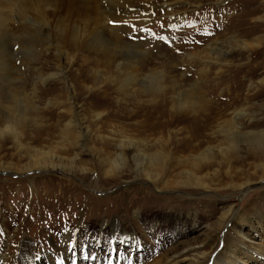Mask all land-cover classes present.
<instances>
[{
  "label": "rangeland",
  "instance_id": "rangeland-1",
  "mask_svg": "<svg viewBox=\"0 0 264 264\" xmlns=\"http://www.w3.org/2000/svg\"><path fill=\"white\" fill-rule=\"evenodd\" d=\"M18 3L22 14L4 15L6 30L16 43L8 41L4 49L8 67L0 66L4 71H0V121L7 115L16 117L18 100L28 104L31 112L18 129L22 146L7 135L0 138V264H50L57 253L60 264H73L76 256L80 264H98L100 257L102 264L108 257L128 264H167L208 237L216 242L224 207H232L225 231L239 230L259 248L264 246V181L243 191L238 188L264 175L256 167L264 165V156L245 153L242 143L243 150L230 152L232 163L225 165L219 153L222 138L215 136L218 125L239 112L245 116L235 126L242 133L264 130V0ZM161 36L168 37L169 43ZM232 37L246 43L249 50L242 56L232 54L228 59L233 64H217L209 49L219 39ZM25 38L37 44L32 56L19 49H24ZM125 50L139 53V61L129 69L136 77L127 91L131 101L120 100L116 88L107 83L128 72L115 68L122 60L90 53ZM150 75L163 80L162 95H156L153 102L141 82ZM85 79L87 86L98 79L105 87L92 93L80 90ZM193 86L197 96L219 107L210 109L207 120L203 113H183L172 104L159 107L165 95L170 101L176 92L190 91ZM74 89L71 102L86 120L83 128L87 127L76 150L63 140V127L58 123L63 109L73 110L69 98ZM90 111L103 112L104 123L90 125L94 120ZM248 115H255L254 120ZM124 138L149 146V157L164 153L165 164L156 162L151 169L144 165L153 172V180L138 172L130 150L116 147ZM171 138L172 147H167ZM189 138L199 146H188ZM211 147L214 161L206 168V162L194 158ZM50 150L57 151L58 158L48 163L78 153L87 171L82 172L80 165L73 172L32 167L38 165L42 152ZM119 154L127 165L108 174L109 167L102 162ZM159 172L166 175L155 179ZM190 174L206 188L176 183ZM239 215L244 224L238 223ZM222 237L218 252L224 248ZM71 244L79 253L68 254ZM123 247L128 254L119 252H124ZM240 257L247 264H264V258L252 251Z\"/></svg>",
  "mask_w": 264,
  "mask_h": 264
},
{
  "label": "bare ground",
  "instance_id": "bare-ground-1",
  "mask_svg": "<svg viewBox=\"0 0 264 264\" xmlns=\"http://www.w3.org/2000/svg\"><path fill=\"white\" fill-rule=\"evenodd\" d=\"M16 1L17 0H0V66L2 67L3 70H5V68L8 67L6 54H5L6 51L4 49L7 47L6 45H7L8 41H13L14 44L16 43L15 42L16 39H13L12 38L13 36L12 37L9 36V34L6 30V24L8 23V20L5 18L4 15L6 13H8V14L16 17L17 13L19 15V13L22 14L24 11L23 7H21V5L19 3L16 5ZM31 2H32V0H31ZM24 15H27V14H24ZM262 19H264V18H262ZM37 21H38V19H37ZM14 44H13V46H14ZM24 46H25L24 49H21L20 47H19V49L22 50L23 52H25L27 55L32 56L33 53L36 52L35 49H36L37 44L34 43L32 38H29V39L25 38ZM211 47L212 48L209 50L214 52V54L216 56L215 59L217 60V64H221V65H223L225 63L231 64L232 60H230L228 58L232 54H234L235 52H239L240 55L242 56L244 53H246L249 50L248 49L249 46L246 43L240 42L234 37L229 38L228 40H224V41L219 39L217 41V43ZM100 52L101 51H93L90 53L91 54L93 53L96 56H102V57L110 58L113 60H116V59L122 60V63H117L115 68L118 71H123V70L128 71V72L123 74V76H127L126 80L125 81L122 80L123 76L121 74V76H117L116 78L111 79V81H109V82L107 81V83L109 84V86H114V88H116L115 90L118 92V94L120 96V100H122V98H123V100L131 101L130 95L127 94V91H129L132 88L134 82L136 81V79H135L136 77L131 71H129V69L134 68L133 67L134 63L139 61V60H137V58L139 57V55H138L139 53L136 51H133V50H125V51H120V52H115V51H104L101 53ZM8 54H9V52H8ZM95 58L96 57H94V59ZM99 58H101V57H99ZM227 60H229V61H227ZM225 67H227V66H225ZM231 67H232V65H231ZM220 70H222V68ZM0 71H1V68H0ZM2 73H4V71ZM56 76H58V75H56ZM92 81H93V84H92L93 86L90 87V86H87L84 84V82H88V80L85 79L83 81V83L79 86L80 90H84V91H88L89 93H92L93 89H95L97 91H102L103 88L105 87V83H103L104 81L101 82L98 79H94ZM143 81H141V82L143 83V86L145 89V94H148L149 96H151L153 98L151 100V102H153L155 99H157V98H155L156 95H158V94L162 95L163 80H162V77L160 75H159V77H155L152 75L147 76L146 80H143ZM173 87H176V86L173 85ZM193 87H194V89H190V91L185 90L186 92H182V93L176 92V95H174V97H171L170 101H169V97L167 95H165L166 99L165 98L161 99V103H160L161 105L159 107L163 109V108H166V105L172 104L171 106L173 109H177L183 113H186L187 111L190 112L191 114L192 113L193 114L203 113L204 119L207 120L208 117H210L212 114L210 112V109L214 108V111H216V108H219V107H216L217 105L213 106L211 101L204 99L202 96H197L196 95L197 87H195V86H193ZM168 89L173 90V88H171V86ZM174 92H175V89H174ZM75 93H76V89L73 90V92L69 98L71 109H73V110L70 111L68 109H63L61 111V113L59 114V117L62 118V120L58 119L59 120L58 123L61 127H63V129H62L63 134H64L63 137H65V138H63V140H65V141L67 140L68 143L70 144L69 146H73V148L76 150L78 147L81 146V143H80L81 140L80 139L81 138L85 139L86 132L84 129H87V127L83 128L86 120L84 121L85 118L82 119L81 114L79 112H77V110H74L75 105L72 104V102H71V99L74 98ZM121 96H127V97H121ZM16 107L18 109V111H16V112H18L16 117H14L15 115L12 117L11 116L12 114L11 115L6 114L7 116H5L0 121V138L7 135L14 141V143L17 146H22L20 143L21 133L19 132L18 129H19L20 123L25 119V116H27V114L29 112H31V109L29 108V105L24 103L22 100L17 101ZM86 107H87V105H86ZM102 113L90 111L89 117L92 118V116H93V118H94V120L90 122V125H93V126L95 125L96 127H98V125L100 123L103 124L104 121H102V120L104 118H103ZM113 114H111V115H113ZM162 115L163 114L161 113L160 116H162ZM243 116H245V113H241V112L235 113V117L231 121H229L227 123H221L220 125H218L219 131L216 132L217 135H215V136L222 138V141L219 143V146H221L222 149L219 151V153L223 157V159L225 160L224 161L225 165L226 164L229 165L230 162L232 163L231 159L229 158L230 152H233L234 154H238L239 152H241L243 150L242 146H241L242 143L246 144V146H244L246 149L245 153H247V154L257 153L258 155H256V157H260V153H261V156H264V130L259 131V132H255V131L252 132L251 131L248 133H242L239 130L240 128L238 129L235 125L238 124L237 120ZM254 116L255 115H248V117L250 119L253 118V120H254ZM110 117H112V116H110ZM16 119L18 120L17 123H15ZM89 120L90 119H88V121ZM26 121H28V118H26L24 122H26ZM36 128H37L36 131L39 132V125L38 124H37ZM89 128L91 129V126H89ZM73 133H74V135H73ZM189 139L190 140H189L188 146L190 145L192 149L194 148V146H199V145H193V140H195L194 138H189ZM172 141H173V139L171 138V140H169L167 143V147L168 146L172 147L171 146V144L173 143ZM116 147H118L120 149L126 148V149L130 150L132 152L133 158H135L137 160L136 161L134 159L136 161L135 164L137 165L138 172H140V174H142L144 177H146L149 180H153L154 176H153V172L148 171V169L149 168L151 169V167H153V165L156 164V162L165 164L164 163L165 162L164 153L159 151V152H157L156 155L149 157L146 154V149L149 148V146H145V144L143 142H138V141H134L132 139L124 138L122 141H119V146L117 145ZM176 147L178 149H180L179 146H176ZM56 152L57 151H54V150H50L49 152H42L41 153L42 155L40 154L41 157L39 158V162H37L38 165L33 164L32 167H38L39 169H42L45 167H47V168L53 167V168H58L60 170H66V171L73 172V171H76L77 166L80 165V167L82 168L81 169L82 172L87 171V166H86L87 164L84 161H81V162L78 161V158H79L78 156L80 155L78 153H75L74 157L59 158V160L56 162L53 161L52 163H50V162L48 163L49 160H54L55 157L58 158L55 154ZM197 152H199V150H196L194 153H197ZM213 152H214V150L212 149V147L208 148L206 151L199 153L194 158V160L206 162L204 164V166H206V168H210V166L212 165L211 161L214 159V156H215L213 154ZM103 154H106V153L103 151ZM102 164L108 165V167H109L108 168L109 169L108 174H116V173H118V170H120L121 166L126 164V158L123 155L119 154L116 156V158L108 157V160L102 162ZM145 164L149 166L148 169L144 168V167H146V166H144ZM200 164H203V163H200ZM259 165H257L256 167L262 168L264 170V165H261V166H259ZM100 166H102V165H100ZM29 167H31V165ZM162 167H163V165H162ZM164 175H166L165 172H159L158 174H155V176H156L155 179H157V178L162 179ZM214 176L216 177V175H214ZM194 177H197V176H195L194 174L193 175L190 174V177L188 176L186 179L187 181L186 180L181 181V182L177 181L176 183L179 186L205 187L206 188V184L199 182L200 178H194ZM263 181H264V175L259 177L258 180H254V181L250 180V181H246L244 183H241L238 185V188H240L241 191H243L244 189H247L248 187H250L252 184L263 182ZM157 183H159L158 180H157ZM167 185H168V182H167ZM226 208L227 207H224L223 215L220 219V225H219V230H218L219 236H218L216 242L213 241L212 238L208 237L206 239V242H204L202 244L200 243L197 246L192 245L189 248H185L181 252L177 251L179 253L175 257H173L171 261L167 262V264H180V263L186 262V261L191 262V264H247L240 257V254L246 256L248 251L255 252L257 256L259 255L260 257L264 258V246L259 248L258 244L252 242L251 239L247 238L246 235H244L239 230L229 229V230L225 231L227 224L229 223V221L231 219V215H232L231 214L232 213V207L228 208V209H226ZM237 221L240 224H244L245 219H243L242 215H239L237 217ZM224 231H225V233H224ZM221 236H223L222 238H223L224 248L220 252H218L217 249L219 247V242H220L219 238ZM213 242H214V244H212Z\"/></svg>",
  "mask_w": 264,
  "mask_h": 264
},
{
  "label": "snow or ice",
  "instance_id": "snow-or-ice-1",
  "mask_svg": "<svg viewBox=\"0 0 264 264\" xmlns=\"http://www.w3.org/2000/svg\"><path fill=\"white\" fill-rule=\"evenodd\" d=\"M161 27H163V25H161ZM160 39L166 43H169V38L166 36H161Z\"/></svg>",
  "mask_w": 264,
  "mask_h": 264
}]
</instances>
